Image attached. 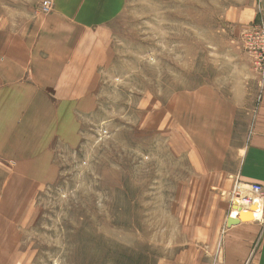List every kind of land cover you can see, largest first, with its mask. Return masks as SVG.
Instances as JSON below:
<instances>
[{
	"label": "rangeland",
	"instance_id": "rangeland-1",
	"mask_svg": "<svg viewBox=\"0 0 264 264\" xmlns=\"http://www.w3.org/2000/svg\"><path fill=\"white\" fill-rule=\"evenodd\" d=\"M43 1L0 0V36L53 12ZM263 1L91 0L103 62L94 108L78 114L74 141L52 144V177L15 181L16 164L0 161L11 190L0 264H161L203 238L223 203L211 172L246 142L231 105L264 75Z\"/></svg>",
	"mask_w": 264,
	"mask_h": 264
},
{
	"label": "crops",
	"instance_id": "crops-1",
	"mask_svg": "<svg viewBox=\"0 0 264 264\" xmlns=\"http://www.w3.org/2000/svg\"><path fill=\"white\" fill-rule=\"evenodd\" d=\"M52 2L50 14L34 17L20 33L0 36V161L16 164L15 181L53 176L44 169L53 161L52 144L78 137L77 116L93 110L99 86V19L91 18L99 17L98 4ZM257 83L255 95L231 105L233 118L245 117L246 142L234 147L231 162H218L211 172L216 176L210 181L218 191L215 198L223 200L208 210L212 229L206 227V234L200 232L203 238L161 264H264V223L254 217L227 224L235 183L264 185V78ZM10 192L9 186H0V204Z\"/></svg>",
	"mask_w": 264,
	"mask_h": 264
},
{
	"label": "built area",
	"instance_id": "built-area-1",
	"mask_svg": "<svg viewBox=\"0 0 264 264\" xmlns=\"http://www.w3.org/2000/svg\"><path fill=\"white\" fill-rule=\"evenodd\" d=\"M43 4H44V9L46 11H48L52 6V4L49 3V1L47 0L43 1ZM256 34H258L261 40L264 41V29L263 28L258 29L256 31ZM260 51L262 55L261 57H258V59L256 60H257L258 67L260 68L262 72H264V47ZM261 76H262V79H260V81L262 82L264 75H261ZM231 198H232L231 199V210H230L231 215L233 214L232 212L234 211V208L238 204V200H240L239 205L241 204L244 210L247 211L248 209H251L250 205L254 204L255 202H260L264 204V185L263 184L262 185L261 184H250L248 186H245L237 181L233 188ZM260 212H261L260 217L255 220H258L264 223V208ZM235 213L239 216V211H236ZM246 264H249V263H246Z\"/></svg>",
	"mask_w": 264,
	"mask_h": 264
},
{
	"label": "bare ground",
	"instance_id": "bare-ground-1",
	"mask_svg": "<svg viewBox=\"0 0 264 264\" xmlns=\"http://www.w3.org/2000/svg\"><path fill=\"white\" fill-rule=\"evenodd\" d=\"M239 203H240V200H238V204L236 205V207L234 208V211H233V214L231 215L233 218L235 217V216H237L234 212H236V211H239V214L243 217V216H248L249 214H247V212H245L244 211V208H243V206L241 205H239ZM250 207H251V211L252 212H254V214L253 215H250L251 216V218H253V217H256L255 219H257V218H259L260 217V211L264 208V204L263 203H260V202H255L254 204H251L250 205ZM239 215V216H240ZM239 216H237V217H239ZM243 221H245L244 220V218H243Z\"/></svg>",
	"mask_w": 264,
	"mask_h": 264
},
{
	"label": "water",
	"instance_id": "water-1",
	"mask_svg": "<svg viewBox=\"0 0 264 264\" xmlns=\"http://www.w3.org/2000/svg\"><path fill=\"white\" fill-rule=\"evenodd\" d=\"M241 221H243V217L241 215L239 217L235 216L234 218L232 216H229L227 224H228V226H231V225L237 224Z\"/></svg>",
	"mask_w": 264,
	"mask_h": 264
}]
</instances>
